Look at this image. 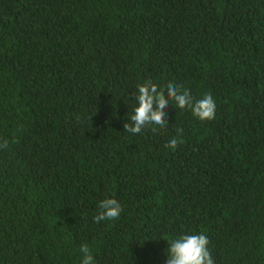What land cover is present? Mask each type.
Masks as SVG:
<instances>
[{"label": "trees", "instance_id": "1", "mask_svg": "<svg viewBox=\"0 0 264 264\" xmlns=\"http://www.w3.org/2000/svg\"><path fill=\"white\" fill-rule=\"evenodd\" d=\"M146 82L215 118L127 132ZM200 232L264 264V0H0V264H165Z\"/></svg>", "mask_w": 264, "mask_h": 264}, {"label": "clouds", "instance_id": "2", "mask_svg": "<svg viewBox=\"0 0 264 264\" xmlns=\"http://www.w3.org/2000/svg\"><path fill=\"white\" fill-rule=\"evenodd\" d=\"M136 103L129 119L131 124L124 125L127 132L135 135L145 128L163 129L167 124L165 112L169 103L180 109H189L200 120L215 118L216 103L210 94L196 99L186 89L170 83L166 89H159L156 84L146 82L137 85ZM176 139L168 142L169 148H175ZM99 212L94 217L96 222L115 221L122 212L121 204L114 198H105L97 205ZM144 240L137 243H143ZM165 264H215L208 248L209 240L206 234L185 233L168 241ZM80 264H97L96 258L88 245L80 246Z\"/></svg>", "mask_w": 264, "mask_h": 264}]
</instances>
